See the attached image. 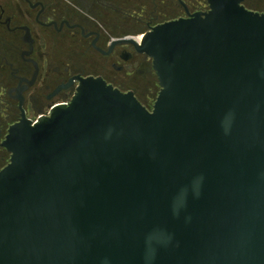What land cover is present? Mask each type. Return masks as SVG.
<instances>
[{
	"label": "water",
	"instance_id": "95a60500",
	"mask_svg": "<svg viewBox=\"0 0 264 264\" xmlns=\"http://www.w3.org/2000/svg\"><path fill=\"white\" fill-rule=\"evenodd\" d=\"M241 0L150 27L159 92L76 77L9 126L0 264H264V13Z\"/></svg>",
	"mask_w": 264,
	"mask_h": 264
},
{
	"label": "flooded vegetation",
	"instance_id": "af4514ba",
	"mask_svg": "<svg viewBox=\"0 0 264 264\" xmlns=\"http://www.w3.org/2000/svg\"><path fill=\"white\" fill-rule=\"evenodd\" d=\"M240 4L264 13V0ZM208 10V0H0V143L23 115L34 122L68 103L76 77L146 96L150 59L112 43Z\"/></svg>",
	"mask_w": 264,
	"mask_h": 264
},
{
	"label": "rangeland",
	"instance_id": "374dc122",
	"mask_svg": "<svg viewBox=\"0 0 264 264\" xmlns=\"http://www.w3.org/2000/svg\"><path fill=\"white\" fill-rule=\"evenodd\" d=\"M128 86H132V88H134L135 90L138 91V92L136 91V93H137V96H138V99L140 100V102H142L144 105H146L148 110H151L153 103L155 101V98L159 92L158 82H157V78H156L155 74L152 73V77H151L149 83L146 84V86H148V91L146 93V96H144V94H142L134 85L129 84ZM8 160H9V158H7L6 160H3L0 163L1 168H3L8 163Z\"/></svg>",
	"mask_w": 264,
	"mask_h": 264
},
{
	"label": "trees",
	"instance_id": "16d2710c",
	"mask_svg": "<svg viewBox=\"0 0 264 264\" xmlns=\"http://www.w3.org/2000/svg\"><path fill=\"white\" fill-rule=\"evenodd\" d=\"M139 102H140V100L139 99H137ZM146 109H147V107H146V105H144L142 102H140ZM4 154V155H3ZM7 158H9V154L5 151V149H3V148H0V163L3 161V160H6ZM0 168H1V166H0Z\"/></svg>",
	"mask_w": 264,
	"mask_h": 264
},
{
	"label": "bare ground",
	"instance_id": "6f19581e",
	"mask_svg": "<svg viewBox=\"0 0 264 264\" xmlns=\"http://www.w3.org/2000/svg\"><path fill=\"white\" fill-rule=\"evenodd\" d=\"M137 41L139 40V39H136Z\"/></svg>",
	"mask_w": 264,
	"mask_h": 264
}]
</instances>
